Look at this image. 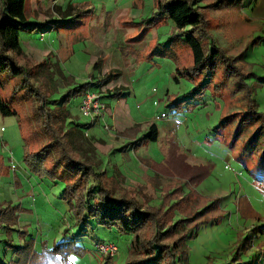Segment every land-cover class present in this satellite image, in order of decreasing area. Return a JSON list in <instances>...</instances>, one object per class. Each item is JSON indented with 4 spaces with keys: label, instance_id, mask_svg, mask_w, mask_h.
<instances>
[{
    "label": "rangeland",
    "instance_id": "374dc122",
    "mask_svg": "<svg viewBox=\"0 0 264 264\" xmlns=\"http://www.w3.org/2000/svg\"><path fill=\"white\" fill-rule=\"evenodd\" d=\"M194 5L206 20L202 43L221 49L240 74L219 60L210 73H191L184 35L156 15V0H25L27 22L42 27L19 32L17 62L47 100L116 74L102 87L89 86L104 103L97 119L78 111L80 93L65 105L45 104L55 109L53 126L73 153L90 162V176L172 224L187 220L178 248L186 264H264V167L241 149L251 127L238 128L249 102L264 113V0ZM0 80V97L16 111L0 114V239L9 242L0 241V264H123L131 258V235L114 227L91 224L73 233L78 253L53 247L77 229L79 216L74 201L69 207L62 197L63 181L42 171V163L34 170L38 144L23 138L38 123L26 118L37 111L35 98L14 91L21 76L4 73ZM150 123L157 138L143 141ZM94 239L113 243V256L99 254Z\"/></svg>",
    "mask_w": 264,
    "mask_h": 264
},
{
    "label": "trees",
    "instance_id": "16d2710c",
    "mask_svg": "<svg viewBox=\"0 0 264 264\" xmlns=\"http://www.w3.org/2000/svg\"><path fill=\"white\" fill-rule=\"evenodd\" d=\"M24 2L25 0H0V74L6 73L9 77L21 76V85H18L16 89L14 88V91L23 89L35 98L37 111H32L26 118L27 120L38 121V123L23 138L27 144H38L36 152L32 155L35 164L34 170L39 171L42 163V171L49 173L50 176L55 175L58 182L63 181L61 189L64 196L62 197L68 204L72 200L74 201V205L71 207L75 217L79 216L77 221L81 226H77V231L70 229L69 233L63 232L59 242L56 243L55 241L53 247L56 250L59 249L57 251L60 253L62 250L78 253L82 247L76 243L75 236L81 235L82 232H85L83 229L95 224L107 229L114 227L118 232L131 235L128 246V253L130 252L131 258L123 264H186L184 253L178 252V248L185 237V228L188 227L187 220L172 224L167 215L161 214L157 217L154 208L140 207L134 198L125 197L123 194L117 198L113 196L110 187L106 188L101 180L90 176L92 172L90 162H86L73 153L70 144L64 139V133H60V126L58 124L56 127L53 126L52 120H55L58 115L54 114L55 109L53 107L48 108L45 104L59 102V105H65L71 96H76L79 93L82 95L86 90H91L89 86L102 87L103 83L111 80L116 74L106 75L94 83L85 82L73 87L57 100H47L39 88L33 86L28 79L30 70L17 62L23 53L19 45V32L32 31L36 27H42V24L36 25L27 22L23 12ZM194 3L195 0H156V15L169 19L177 32L184 35V43L191 52V73H198L199 71H204L203 74L210 73L215 67V60H219L226 65L229 73L240 74L234 70V67L226 64L229 59L221 49L213 44L206 48L205 44L202 43L203 37H205L206 20L201 11L195 8ZM97 64L98 61L94 62L92 68ZM204 85L198 86L197 89L199 90L196 92L202 93ZM0 88H2L1 80ZM194 92L195 90H193ZM118 94L117 91L115 95L118 96ZM184 102L186 103L185 100ZM0 114H16L9 103L1 97ZM65 115L66 113H63L62 116H59V123L62 122ZM239 119V129L250 130V127L252 129L242 142L243 154L251 156L250 160L258 163L260 167H264V113L256 110L253 102H249L243 108V113ZM156 138L157 128L154 123H150L141 140L155 141ZM243 211L247 212L248 210L245 207ZM0 219L2 220L1 214ZM150 226L152 230L149 237L146 238L144 232L146 227ZM0 227L2 226L0 225ZM73 233H76L74 237H72ZM167 237H173V240L165 242ZM7 240L0 239L3 244L8 246ZM99 242L103 241L93 240L94 245ZM139 251L141 252L138 254ZM12 262L15 264L13 260ZM238 264L256 263L251 259V261Z\"/></svg>",
    "mask_w": 264,
    "mask_h": 264
},
{
    "label": "built area",
    "instance_id": "2783aa9c",
    "mask_svg": "<svg viewBox=\"0 0 264 264\" xmlns=\"http://www.w3.org/2000/svg\"><path fill=\"white\" fill-rule=\"evenodd\" d=\"M101 97V94L94 90H86L83 92L78 103V111L80 114L84 117H91L93 119L101 117L104 110V103ZM95 246L99 254L110 258L116 251L115 245L111 242H99L96 243Z\"/></svg>",
    "mask_w": 264,
    "mask_h": 264
}]
</instances>
